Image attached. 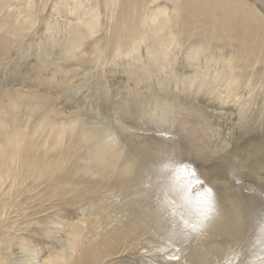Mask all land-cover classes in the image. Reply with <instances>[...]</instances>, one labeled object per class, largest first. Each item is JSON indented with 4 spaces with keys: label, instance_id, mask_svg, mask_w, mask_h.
<instances>
[{
    "label": "rangeland",
    "instance_id": "obj_1",
    "mask_svg": "<svg viewBox=\"0 0 264 264\" xmlns=\"http://www.w3.org/2000/svg\"><path fill=\"white\" fill-rule=\"evenodd\" d=\"M3 154L0 264H264V0H0Z\"/></svg>",
    "mask_w": 264,
    "mask_h": 264
},
{
    "label": "bare ground",
    "instance_id": "obj_2",
    "mask_svg": "<svg viewBox=\"0 0 264 264\" xmlns=\"http://www.w3.org/2000/svg\"><path fill=\"white\" fill-rule=\"evenodd\" d=\"M83 24H85L88 28V31L92 33L95 31V29H97V18L95 19L94 23H92L91 21H88V22H84ZM50 127L61 128L62 124L52 123L50 125ZM23 159H27V158H22V160H21V159H19V157H15L13 155L3 154L0 156V211L3 208V212L0 214H2V215H4L5 212L8 213V210L10 209L12 204L15 202V200H17V196H19V195H17L16 192H14L15 190L13 191V188L17 187V188H19V190H21V189L24 190L25 183L23 182L22 179H27V178L30 179V177L32 175L31 173L33 172V168L31 167V164L19 165V161H23ZM10 165H13V167H10ZM3 169H6V171H3ZM24 170H27L26 173L28 172V174L26 176L24 174H22L23 172H25ZM3 175H5V176H3ZM16 175H21L20 176V178H22L21 179V181H22L21 185H18L19 180L17 178L18 176L16 177ZM1 176H3V177H1ZM6 186L8 188H6ZM43 232L46 236L52 235L53 237H55L56 235H58L57 231H55V230L53 231L49 228L45 229ZM57 241L60 242L61 244H65L66 246L70 245V243H71L68 240H63V239H59V238H57ZM22 249H23L22 253L24 254V257L20 258L22 260V264H35L37 261V256H36V253L34 252V250L31 248L25 249L23 247H22ZM70 256L71 255L69 254V257Z\"/></svg>",
    "mask_w": 264,
    "mask_h": 264
},
{
    "label": "snow or ice",
    "instance_id": "obj_3",
    "mask_svg": "<svg viewBox=\"0 0 264 264\" xmlns=\"http://www.w3.org/2000/svg\"><path fill=\"white\" fill-rule=\"evenodd\" d=\"M209 192L211 191V190H208ZM262 235H264V231H262Z\"/></svg>",
    "mask_w": 264,
    "mask_h": 264
}]
</instances>
